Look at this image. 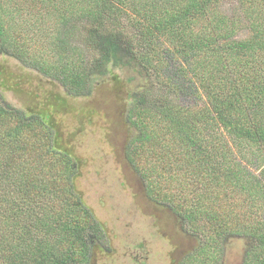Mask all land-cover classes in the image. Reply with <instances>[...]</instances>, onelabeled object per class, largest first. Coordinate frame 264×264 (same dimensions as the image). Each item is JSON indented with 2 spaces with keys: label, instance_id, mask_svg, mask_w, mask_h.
Instances as JSON below:
<instances>
[{
  "label": "trees",
  "instance_id": "1",
  "mask_svg": "<svg viewBox=\"0 0 264 264\" xmlns=\"http://www.w3.org/2000/svg\"><path fill=\"white\" fill-rule=\"evenodd\" d=\"M3 1L0 0V264H79L84 257L75 246L85 245L84 234L88 242L93 241L94 237L89 236L95 233L97 225L91 212L80 206L77 196L78 209L76 203L59 208L61 195H55L53 203L45 201L41 183L44 166L70 174L67 180L70 196L77 164L71 153H62L55 145L60 135L51 113L33 114L12 105L3 95L14 90V86L10 87L14 82L21 89L29 83L22 75L19 77L23 81H19L4 60L17 59V52H24L20 47L8 51L10 41H15L13 37L7 38L12 23L5 20L9 11ZM9 1L18 4L26 0ZM57 1L60 0H33L32 5L39 7L40 12L42 4ZM79 1L61 7L69 12ZM81 1L87 2L78 5L77 16L87 29L86 45L98 53L99 76L104 79L107 75L114 81L115 70L145 71L152 73L159 86L157 91L150 89L154 94H141L139 103L133 98L126 109L132 145L127 161L132 168L148 179L144 164L150 154L160 159L164 169L166 165L170 169L185 167L183 180L179 182L181 188L191 185L190 195L204 198L197 201L200 209L195 207L200 222L211 223L220 235L253 236L264 246V230L252 214L256 210L261 218L260 207L254 204V199L247 198L249 207L245 205L243 210L241 203L246 197L237 189L242 186L249 191L254 184L244 177L240 160L229 146L230 143L236 147L251 166L264 160V0ZM241 29L250 34L233 37ZM62 41L50 44L61 51L55 64L49 65L41 58L33 66L43 78L58 79L76 96L87 80L80 60L70 62L63 54ZM181 74L183 77L177 80ZM181 103L185 106L180 107ZM205 140L209 143L207 147L197 145ZM168 144L171 149L185 150L187 154V147H193L196 160H187L182 154L175 157L176 164L171 163L168 157L171 149L166 152L157 149ZM57 152L65 156L64 160L47 162L46 158ZM212 155H217V160ZM231 160L236 162L232 164ZM188 178L191 181L184 185ZM150 182L159 200L165 202L169 183L162 181L166 187L163 191V185H156L151 179ZM53 184L63 190L55 180ZM200 186L202 193L196 190ZM146 188L151 190L149 185ZM169 190L175 204L174 195L179 190ZM237 199H241L239 205ZM176 206L179 215L189 217L183 205L176 203ZM51 225L56 227L48 239ZM56 244L59 248L54 252Z\"/></svg>",
  "mask_w": 264,
  "mask_h": 264
},
{
  "label": "rangeland",
  "instance_id": "2",
  "mask_svg": "<svg viewBox=\"0 0 264 264\" xmlns=\"http://www.w3.org/2000/svg\"><path fill=\"white\" fill-rule=\"evenodd\" d=\"M74 1L78 0L44 3L40 12L39 7L32 5L35 4L33 0L18 4L3 1V6L9 11L5 20L10 19L12 23L7 38L13 37L15 41H10L8 51L20 47L24 52L18 51L17 59L4 60L12 67L11 71L18 75L19 81H23V77H19L22 75L29 82L23 84L22 89L14 82L10 85L14 86V90L3 95L12 105L33 114L51 113L57 121L53 122L57 123V127L54 125L55 130L57 128L60 135L55 145L62 153H71L76 161L77 172L72 178L70 196L67 192L70 174L45 165L41 183L47 204L56 201L55 195H61L57 202L59 208L76 203L78 209L77 196L80 206L91 212L97 230L89 236L94 237L93 241L88 242V236L84 234L85 245L81 247L77 243L75 246L84 257L82 260L79 256V264H264V246L259 245L253 236L220 235L219 229L211 223L200 222L195 207L200 209V205H196L197 201L204 198L191 196V185L181 188L179 182L183 180L185 167L170 169L166 165L164 169L159 164L160 159H154L150 154L144 164L148 179L142 178L139 171L132 168L127 161V156H130L128 150H131L132 145L125 120L126 109L133 98L139 103L141 94H154L150 89L157 91L159 86L152 73L145 71L125 69L124 73H120L115 70L113 74L117 75L116 80L112 81L107 75L101 78L98 72L101 71V65L96 62L98 53L86 45L87 29L82 23L84 21L77 16L80 11L78 5H84L87 1L75 3L69 12L61 7L69 6ZM15 5L17 7L14 8ZM248 34L249 31L241 29L233 37L242 38ZM60 40L64 42L63 54L67 59L70 62L80 60L84 71L82 74L87 80L76 96L58 79L43 78L33 66L42 61L41 58L49 65L55 64L61 51L50 44ZM59 64L62 66L61 61ZM109 77L112 76L109 74ZM182 77L181 74L176 78L179 80ZM29 92L33 96H29ZM128 92L131 93L130 97H127ZM184 106L181 103L180 107ZM197 145L205 148L209 143L205 140ZM170 146H158L157 149L166 152L171 149ZM229 146L237 160H240L246 174L244 177L251 179V184H254L249 191L242 186L237 188L243 191L242 197H246V201L242 200L241 208L245 210L249 207L247 198L254 199V204L260 207L261 218L256 210L252 214L259 221L260 229L264 230V160L251 166L236 147L230 143ZM187 150L188 154L185 150L171 149L168 156L171 163L176 164L175 157L182 154L187 156V160H196L192 154L193 147L188 146ZM225 152L228 154L227 149ZM62 153L49 155L47 162L63 161L65 156ZM45 154L43 152V156ZM216 156L212 155V159L217 160ZM230 162L233 164L236 161ZM61 167L64 168V162H61ZM214 173L218 174V171ZM150 179L157 182L156 185H163V191L166 187L162 181L169 183L165 202L159 200L157 192L151 189ZM53 180L63 190L57 189ZM187 181L191 179L184 181V185H187ZM146 185H149L150 191ZM169 188L179 190L174 195L175 204L171 202ZM196 190L202 193L201 186ZM240 202L241 199H237L238 205ZM176 203L185 207L189 217L179 215ZM55 227H49L48 239L54 234ZM58 245L53 246L56 247L54 252L58 251Z\"/></svg>",
  "mask_w": 264,
  "mask_h": 264
}]
</instances>
